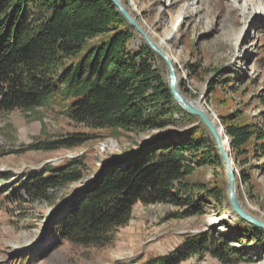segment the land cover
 <instances>
[{"label": "trees", "instance_id": "16d2710c", "mask_svg": "<svg viewBox=\"0 0 264 264\" xmlns=\"http://www.w3.org/2000/svg\"><path fill=\"white\" fill-rule=\"evenodd\" d=\"M135 38V30L108 0H0V114L53 105L87 131L36 142L24 151H70L99 139L97 133L103 130L162 131L179 123H197L175 104L158 65L161 60L144 44L130 49ZM190 69L197 73L196 65ZM241 80L232 76L211 81L209 103L217 90L225 96L236 94ZM184 85L179 84L181 92L186 91ZM217 119L230 145L237 190L240 184L253 193V172L264 176V111L253 119L241 111L217 113ZM220 165L201 124L176 139L166 132L141 143L128 155L105 162L86 185L56 206L49 221L52 247L64 242L85 248L110 245L137 204L173 209L166 214L167 221L203 217L210 201L229 211L218 187L189 181L196 166ZM86 173L82 156L56 166L46 164L19 176L6 195L0 192V206L13 202L15 193L29 202L52 203L58 194L81 183ZM13 178L12 173H0V182ZM231 229L228 234L212 230L187 234L169 253L134 264H188L206 257L217 264H239L249 262L242 255L245 248L264 251L263 230L236 217ZM233 242L241 248H233ZM32 261L28 255L17 264Z\"/></svg>", "mask_w": 264, "mask_h": 264}, {"label": "rangeland", "instance_id": "374dc122", "mask_svg": "<svg viewBox=\"0 0 264 264\" xmlns=\"http://www.w3.org/2000/svg\"><path fill=\"white\" fill-rule=\"evenodd\" d=\"M120 1L154 44L169 38L162 51L173 61L178 84H185L186 91L180 92L186 99L197 103L205 94L201 105L216 118L217 113L241 111L243 116L253 119L264 111V10L259 15H246L232 3L240 0ZM141 44L143 41L136 33L130 49L137 50ZM158 65L167 82L165 64L161 60ZM192 65L197 66L196 74L191 72ZM232 76L242 79L237 84V93L225 96L223 91L217 90L209 103L207 89L210 82H220ZM194 126L197 123L191 126L179 123L162 131L134 133L103 130L97 133L99 139L70 151L26 152L24 149L33 143L87 131L68 121L62 110L53 105L27 113L15 110L0 114V173L15 175L10 182H0L3 196L17 184L19 176L46 164L56 166L82 156L87 165L85 179L58 194L52 203L29 202L21 193H15L11 197L15 198L13 202L0 206V264H17L28 255L33 264H134L169 253L187 234L206 230L224 234L232 232L235 216L211 201L205 206L203 217L180 221L164 219L173 210L169 207L137 204L128 224L115 233L110 245L85 248L64 242L57 248L52 247L49 221L56 206L72 191L86 185L105 162L118 160L131 150H137L139 144L148 143L166 132H171L172 138L176 139ZM207 136L215 148L208 132ZM189 181L209 188L218 187L228 203L227 176L222 162L214 169L196 166ZM252 183L255 189L249 194L240 184L238 192L236 183L237 198L248 215L264 223V176L253 172ZM231 245L235 249L241 248L234 242ZM242 255L249 262L239 264H264V251L258 247H247ZM190 263L217 264L208 257Z\"/></svg>", "mask_w": 264, "mask_h": 264}, {"label": "water", "instance_id": "95a60500", "mask_svg": "<svg viewBox=\"0 0 264 264\" xmlns=\"http://www.w3.org/2000/svg\"><path fill=\"white\" fill-rule=\"evenodd\" d=\"M119 12V14L125 19L128 25L135 30V32L141 37L143 44L147 46L158 58L162 60L167 69V86L171 93V96L177 106L184 112L197 118V125L201 124L208 134L211 136L219 158L224 166L227 176V201L230 208V212L250 225L257 227L264 231V223L248 215L243 209L236 193V168L234 166L233 159L230 154V145L228 138L225 135L224 129L219 122H216L217 118L206 111L201 104L204 103V95L200 97L197 103H193L186 99L179 90V84L177 75L173 68L171 59L156 44L147 36L139 24L132 18L127 12L126 8L121 4L119 0H108ZM216 120V121H215ZM221 131V133H219ZM225 144L227 145L225 148Z\"/></svg>", "mask_w": 264, "mask_h": 264}, {"label": "bare ground", "instance_id": "6f19581e", "mask_svg": "<svg viewBox=\"0 0 264 264\" xmlns=\"http://www.w3.org/2000/svg\"><path fill=\"white\" fill-rule=\"evenodd\" d=\"M232 3L236 7H238L244 14L250 15V16L253 14H254L253 16H255L256 14L259 15L264 10V1H262V0H240L239 2H232ZM168 39H169L168 37L161 39L159 41L157 47L162 50L163 47L167 45ZM171 61H172V59H171ZM219 133H221V131H219ZM221 135H222V133H221ZM226 146L227 145L225 144V148H226ZM239 203L241 204L240 201H239ZM241 206H242V204H241Z\"/></svg>", "mask_w": 264, "mask_h": 264}]
</instances>
